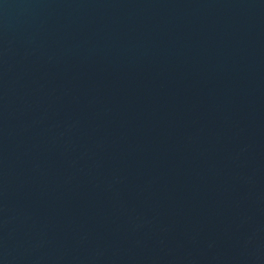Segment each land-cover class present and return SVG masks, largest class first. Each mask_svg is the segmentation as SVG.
Segmentation results:
<instances>
[{
	"label": "water",
	"instance_id": "1",
	"mask_svg": "<svg viewBox=\"0 0 264 264\" xmlns=\"http://www.w3.org/2000/svg\"><path fill=\"white\" fill-rule=\"evenodd\" d=\"M0 264H264V0H0Z\"/></svg>",
	"mask_w": 264,
	"mask_h": 264
}]
</instances>
